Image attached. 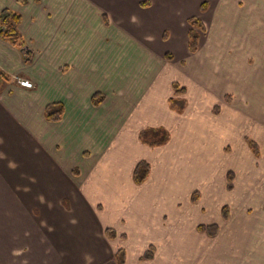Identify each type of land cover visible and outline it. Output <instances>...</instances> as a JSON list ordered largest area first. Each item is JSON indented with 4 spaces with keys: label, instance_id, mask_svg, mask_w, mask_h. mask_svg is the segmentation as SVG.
<instances>
[{
    "label": "crops",
    "instance_id": "obj_1",
    "mask_svg": "<svg viewBox=\"0 0 264 264\" xmlns=\"http://www.w3.org/2000/svg\"><path fill=\"white\" fill-rule=\"evenodd\" d=\"M3 10L20 16L31 59L0 39V264H116L120 242L124 264H264V0H0ZM190 19L203 27L194 53ZM52 103L64 107L57 122ZM157 128L166 143L140 140ZM246 137L262 152L256 171ZM215 156L248 169L222 191L229 217L208 219L220 231L206 238L196 208L172 196L186 160Z\"/></svg>",
    "mask_w": 264,
    "mask_h": 264
},
{
    "label": "rangeland",
    "instance_id": "obj_2",
    "mask_svg": "<svg viewBox=\"0 0 264 264\" xmlns=\"http://www.w3.org/2000/svg\"><path fill=\"white\" fill-rule=\"evenodd\" d=\"M143 4L144 3L142 2L141 5L144 6ZM14 78L17 81L18 80L19 81L20 80H26L22 77H17V76H14ZM253 94H256V92H254ZM175 99L176 100L173 99L175 101L174 106H175V108H178V107H180V101L181 100H179L178 98H175ZM253 121L255 122V120H253ZM244 139H245L246 143L251 142L249 137H246ZM226 152H228V149L226 150ZM222 153L225 155L224 152H222ZM258 153H259L258 158H256L254 156V154H251L253 159L250 160V162H252L253 167H254L253 170H255V171L257 170L256 166L261 163V160H263L262 152L258 151ZM237 156L241 157L240 153H238ZM206 160L207 161H203V163L199 164V165H196L191 158L189 160H186L185 164H187V170H186V174L183 177V183L181 184V186L175 185V187L173 188V196H172L173 197L172 201L174 203V206H175L176 201H180V203L182 204L180 207L181 209H183V208H185V209L189 208L190 210L192 208H193L192 210H194L195 208H196V210L200 209V212H202L201 213L202 218H200L198 215L196 216V210H195V216H193L192 213H189V214H191L194 221L196 219L197 221H199L198 224H205V226H207L206 222L208 221V219H212V218H215L217 216L216 217V220H217L219 218L218 215H220L222 218V208L224 207L223 205L229 204V201L224 202V201H226V199L224 198V200H223L224 195H222L223 194L222 191L226 195H228L226 183H225V189L221 190V187L224 185L225 176L227 177L228 174L233 175V182H232V185H233L234 181L237 178H240L242 175H244V170L248 169V168H245L244 166H239L238 164H237L238 167H236V168L233 167V165H235L236 163H232V160H229L227 157L225 158L224 156H222V157L215 156L214 159H209V160L206 159ZM223 169H225V170H224L223 175L221 177L220 174L222 173ZM194 194H197V196H198L197 203L191 201L192 196ZM250 203H252L253 205L257 204L256 201H250ZM203 209L204 210L209 209L210 215L206 216L205 212H203ZM259 210L261 211V209H259ZM206 212H208V210H206ZM228 213H229V211H228ZM260 214L261 213L254 216L256 218V221L259 220ZM174 223H172V224H174ZM208 225H213V224H208ZM216 225H218V224H216ZM218 226L220 228V224ZM219 231L220 230L218 229V233H219ZM197 233L202 234L206 238L207 237L210 238L203 231L198 230ZM144 235H146V233ZM121 236H123V239L126 238V235L124 234V232H122ZM120 239H122V238H120ZM137 240H140V238L138 239L136 237L135 232H133L131 237L129 236V238L127 239L126 246H127V250L130 251V253L136 252ZM122 246H123V243L120 242V249H122L121 248ZM148 248H147V250H148ZM122 250H124V249H122ZM124 254H125V251H124ZM124 260H125V258H124Z\"/></svg>",
    "mask_w": 264,
    "mask_h": 264
},
{
    "label": "trees",
    "instance_id": "obj_3",
    "mask_svg": "<svg viewBox=\"0 0 264 264\" xmlns=\"http://www.w3.org/2000/svg\"><path fill=\"white\" fill-rule=\"evenodd\" d=\"M143 5L145 6V4ZM201 9H203V6H201ZM103 18L105 20L104 15H103ZM19 21H20V16L17 13L11 12L9 10H3L0 13V39L7 41L14 47L21 50L24 56V60L26 62H30L31 52L25 49L24 41L18 31ZM188 22L192 27V29L188 33V38H189L188 49L191 53H194L196 52L197 47H198V38H199L198 32H201L203 30V27L200 21H198L197 19H190ZM8 81H9V78L5 74L0 72V83L8 82ZM174 91L175 93L181 92V90L177 89L176 85H174ZM101 97H102L101 94H95L93 96L94 105H97L98 103H100ZM173 99L176 100L175 98ZM173 99L171 100V107L177 110L180 107L175 108L174 106L175 101ZM181 104L182 102L180 101V106ZM63 113H64V107L61 103H52V104L47 105L45 108V117L50 122L59 121ZM168 137H169L168 133L164 129H161V128L144 130L140 133V136H139L140 140L144 144H147L148 146H160L166 143V141L168 140ZM247 145L251 153L254 154L256 158H258L259 150L257 148L256 143L251 141V142H247ZM148 173H149V165L144 161L139 162L133 170L132 177H133L134 182L136 184L142 183L147 178ZM232 181H233V175L228 174L226 177L227 190H230L232 188ZM191 201L197 203L198 201L197 194H194L192 196ZM228 211L229 209L227 206H224L222 208V220L226 221L228 219L229 217ZM197 229L200 231H203L209 237H215L218 233L219 226L216 224L207 225V226L200 225V226H197ZM105 232L109 239L116 238V234L112 230L107 229ZM120 238H123V236H120ZM153 253H154V249L152 247L148 248V250H146L145 253L140 257V261L151 259L153 257ZM124 257H125L124 250L122 249L118 250L115 253L116 264H124Z\"/></svg>",
    "mask_w": 264,
    "mask_h": 264
},
{
    "label": "built area",
    "instance_id": "obj_4",
    "mask_svg": "<svg viewBox=\"0 0 264 264\" xmlns=\"http://www.w3.org/2000/svg\"><path fill=\"white\" fill-rule=\"evenodd\" d=\"M18 83L20 86L24 87V88H32V84L31 82L27 81V80H18Z\"/></svg>",
    "mask_w": 264,
    "mask_h": 264
}]
</instances>
